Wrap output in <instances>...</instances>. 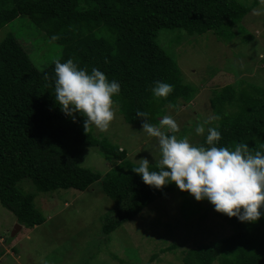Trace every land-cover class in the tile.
Wrapping results in <instances>:
<instances>
[{
	"label": "trees",
	"instance_id": "obj_1",
	"mask_svg": "<svg viewBox=\"0 0 264 264\" xmlns=\"http://www.w3.org/2000/svg\"><path fill=\"white\" fill-rule=\"evenodd\" d=\"M258 4L259 0H0V28L26 16L61 45L59 56L39 69L15 36L7 34L0 41V204L22 230L46 220L35 202L38 194L58 189L84 192L98 182L97 189L113 202L98 233L105 244L149 204L178 188L174 183L162 189L144 184L132 171L139 163L128 159L126 149L93 134V127L85 131L79 114L73 122L60 110L54 99L55 61L72 59L89 73L99 69L109 81L120 83V94L113 99L127 124L142 128L143 118L136 117L140 110L148 113L149 123L159 125L169 105L175 109L191 102L198 88L184 82L174 55L159 45L158 33L211 32L217 40H230L237 24ZM155 81L173 85L172 93L154 97ZM242 82L213 90L209 103L218 120L205 124V133L192 144L208 147L207 128L214 127L221 132L217 147L234 150L245 143L253 154L264 151V87ZM87 147L112 160L113 167L101 175L81 166ZM149 164V170H159V163ZM23 180L29 183L22 188ZM181 194L180 211L188 220L200 206L186 198L189 193ZM214 215L230 233L182 250V264H264V215L254 223L216 211ZM10 237H5L6 243ZM176 248L173 244L160 252ZM112 257L118 259L116 254ZM92 258L86 256L80 264Z\"/></svg>",
	"mask_w": 264,
	"mask_h": 264
},
{
	"label": "rangeland",
	"instance_id": "obj_2",
	"mask_svg": "<svg viewBox=\"0 0 264 264\" xmlns=\"http://www.w3.org/2000/svg\"><path fill=\"white\" fill-rule=\"evenodd\" d=\"M259 7L258 4L253 9ZM252 10L237 24L232 39L226 41L217 40L211 32L187 35L176 30L171 31L173 36L166 30L158 33L159 45L174 55L184 82L198 88L191 102L166 110L165 115L173 116L179 131L171 133L167 128L162 131L178 139L187 137L192 144L203 135L195 133L199 119L207 120L209 125L218 120L209 103L213 90L238 80L264 87L261 63L264 13L254 15ZM7 34L16 37L39 69L60 54L61 45L50 40L26 16H19L1 27L0 41ZM115 109L109 130L101 132L93 127L92 133L126 149L128 159L134 163L140 164V159L159 163L161 154L156 138L149 137L138 126L127 124L116 106ZM80 163L101 175L113 167L112 160L93 147L83 150ZM24 183L29 181L23 180L22 188ZM98 186L97 182L84 192L58 189L38 194L35 202L43 211L45 222L32 229L20 227L8 238L9 243L5 242V237L17 222L0 204V252L3 251L0 264H80L86 256H93L89 264H182L179 261L182 250L207 238L215 241L230 233L229 227L214 215L210 202H198L190 194L186 198L200 207L186 220L180 211L183 196L177 188L149 204L104 244V237L98 234L100 223L113 202L97 189ZM173 244L177 245L173 251L160 252ZM112 254L125 262L119 263ZM154 254L158 256L152 259Z\"/></svg>",
	"mask_w": 264,
	"mask_h": 264
},
{
	"label": "clouds",
	"instance_id": "obj_3",
	"mask_svg": "<svg viewBox=\"0 0 264 264\" xmlns=\"http://www.w3.org/2000/svg\"><path fill=\"white\" fill-rule=\"evenodd\" d=\"M259 5L252 10L254 15L264 13V0H259ZM54 72V99L60 110L73 122L77 114L84 117L85 131L95 127L107 132L115 118L113 97L120 94V83L109 81L95 67L89 73L72 59L63 63L55 61ZM151 91L156 98H166L172 93L173 85L155 81ZM136 117L143 118L142 131L156 138L161 154L158 171L149 170L147 159H140L139 166L132 169L144 184L162 189L174 183L196 201L207 200L216 212L236 217L240 222L254 223L264 215V151L253 154L245 143L236 144L234 150L217 147L221 132L214 127L207 128L205 144L208 147L196 146L187 137L178 139L162 131L163 128L171 133L179 131L172 115H164L159 125L148 122L147 112L137 110ZM207 123V120L198 123L195 133L204 134Z\"/></svg>",
	"mask_w": 264,
	"mask_h": 264
},
{
	"label": "water",
	"instance_id": "obj_4",
	"mask_svg": "<svg viewBox=\"0 0 264 264\" xmlns=\"http://www.w3.org/2000/svg\"><path fill=\"white\" fill-rule=\"evenodd\" d=\"M20 227H21V225H19V224H16V225H15V228L12 230V232H11V233H9V235H10V236H13V235H15V231H16L17 229H20Z\"/></svg>",
	"mask_w": 264,
	"mask_h": 264
}]
</instances>
